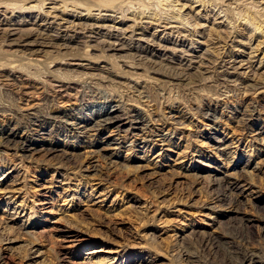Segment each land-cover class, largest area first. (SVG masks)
<instances>
[{"label": "rangeland", "instance_id": "1", "mask_svg": "<svg viewBox=\"0 0 264 264\" xmlns=\"http://www.w3.org/2000/svg\"><path fill=\"white\" fill-rule=\"evenodd\" d=\"M43 1L0 0V134L29 142L0 146V264H264V63L239 24H264V0ZM110 114L124 123L81 132Z\"/></svg>", "mask_w": 264, "mask_h": 264}, {"label": "bare ground", "instance_id": "2", "mask_svg": "<svg viewBox=\"0 0 264 264\" xmlns=\"http://www.w3.org/2000/svg\"><path fill=\"white\" fill-rule=\"evenodd\" d=\"M43 1V0H42ZM45 1V0H44ZM43 1V2H44ZM52 2H50V3H54L55 4V2L57 1H55V0H51ZM165 1H167V0H129V2H126V3H128L127 4V6H129L130 7V5H131V7H133L134 8V6H136V7H140V8H145V10H146V7H148V6H146L147 4H149V2L150 3H152V2H155V3H159V4H161V3H163V2H165ZM176 1V3L179 1V0H175ZM184 1V2H183ZM189 1H192V2H190L191 3V9L193 10V8H194V4H196V3H200V1L201 0H182V2H183V5L181 6V8L183 9V7L185 8V6L189 3ZM107 2V1H106ZM119 2L120 3H123L124 2V0L123 1H121V0H109V2L108 3H106V5H100L99 6V8H97V9H95L96 7L94 6V5H91L92 7H94V9H89V10H86V12H87V15H89V16H95L96 17V15L97 14H102L103 12H105L106 14L107 13H109L110 11H117L114 7H116L118 4H119ZM182 2H180V3H182ZM242 2V1H241ZM45 3V2H44ZM129 3H130V5H129ZM168 3L170 4V5H172L173 7H174V3L173 2H169L168 1ZM179 3V4H180ZM204 3V2H203ZM237 3V2H236ZM42 4V3H41ZM134 4V5H133ZM6 5V4H5ZM44 5V4H43ZM42 5V6H43ZM60 5V4H59ZM71 5V4H70ZM123 5V4H122ZM121 5V6H122ZM207 5V4H206ZM28 6H30V5H28ZM27 6V7H28ZM32 6V5H31ZM73 6V5H72ZM91 6H89L90 8H91ZM189 6V5H188ZM200 6H202V5H200ZM1 7V6H0ZM5 7V6H4ZM7 7V6H6ZM8 7H9V5H8ZM7 7V8H8ZM16 7V6H15ZM34 7V6H33ZM61 7V6H60ZM73 7H75L76 9L77 8H81V6L80 5H77L76 3L74 4V6ZM190 7V6H189ZM216 7V6H215ZM12 9L14 8V7H11ZM29 8V7H28ZM36 8H37V6H36ZM35 8V9H36ZM50 8L51 9H53V11H57V10H60L62 13L63 12H66V10H68L69 11V6H68V4H66V6L64 5V6H62L60 9H58L59 8V6H50ZM74 8V9H75ZM119 8V7H118ZM132 8V9H133ZM140 8H139V10H140ZM151 8V7H150ZM165 8V7H164ZM217 8V7H216ZM9 9H10V7H9ZM8 9V10H9ZM15 9V8H14ZM14 9H13V12H14ZM26 9V8H25ZM50 9V10H51ZM72 9V8H71ZM74 9H73V11H74ZM120 9H122L121 7H120ZM124 9H126V7L125 8H123L122 10H124ZM131 9V10H132ZM135 9V8H134ZM148 9V8H147ZM175 10H176V8H174ZM180 9V8H179ZM187 9V8H186ZM211 9V8H210ZM7 9H5V8H2V9H0V18H1V15L3 16V15H5V13L8 11ZM28 10V9H27ZM38 10L40 11V8L38 7ZM78 10V9H77ZM121 10V11H122ZM142 10V9H141ZM140 10V11H141ZM150 10V9H149ZM169 10V9H168ZM178 10V9H177ZM181 10V9H180ZM201 10V9H200ZM206 10V9H205ZM209 10V9H208ZM220 10V9H219ZM12 11V10H11ZM47 11V10H46ZM49 11V10H48ZM47 11V13L49 14V12H51V11H49L48 12ZM59 11V12H60ZM143 11V10H142ZM148 11V10H147ZM151 11V10H150ZM170 11V10H169ZM173 11V10H172ZM191 11V10H190ZM223 11V10H222ZM41 12V11H40ZM43 12V11H42ZM77 12V11H76ZM119 12V11H118ZM139 12V11H138ZM137 12V13H138ZM146 12V11H145ZM145 12H144V14H145ZM177 12V11H176ZM179 12V11H178ZM177 12V15H175L177 18H179V17H181L182 15L180 14V12L178 13ZM225 12V11H224ZM262 12V11H261ZM38 13V12H37ZM46 13V12H45ZM53 13V12H52ZM117 13V12H116ZM115 13V14H116ZM127 13V12H126ZM140 13H142V12H140ZM167 13V12H166ZM170 13V12H169ZM181 13H182V11H181ZM206 13V12H205ZM223 13V12H222ZM8 14V13H7ZM6 14V15H7ZM73 14V13H72ZM76 14V13H75ZM79 14L80 15H83L84 13L82 12V10H80L79 11ZM135 14V13H134ZM148 14H149V12H148ZM153 14V13H152ZM156 14V13H155ZM176 14V13H175ZM211 14V13H210ZM227 14V13H226ZM225 14V15H226ZM43 15V14H42ZM103 15V14H102ZM130 15V14H129ZM132 15V14H131ZM141 16H142V14H140ZM187 15V14H186ZM58 16V15H57ZM85 16V15H84ZM101 16V15H100ZM121 15H119V17H117L116 15H112V16H110L111 18H113L114 20V22H116V23H122L123 21H122V19H121V17H120ZM124 16V15H123ZM134 16V15H133ZM140 16V17H141ZM150 16V15H149ZM156 16V15H155ZM166 16V15H165ZM164 16V17H165ZM174 16V15H173ZM205 16V15H204ZM5 17V16H4ZM40 17V16H39ZM46 17V16H45ZM44 17V18H45ZM79 17V16H78ZM137 17V16H136ZM148 17V16H147ZM163 17V18H164ZM183 17V16H182ZM207 17V16H206ZM246 17H247V19H246ZM246 17H241L242 19H240L239 20V24H240V26H241V29L242 30H249L250 32H251V34H252V36L253 35H255L254 37L255 38H257V40H258V43H257V45L255 46V47H253L252 48V50H253V53H254V55L253 56H250V57H254V60L256 59V61L259 63L258 64V66L260 65V64H263L264 63V24H261V23H259V22H254V20H253V18H250L249 16H246ZM264 17V16H263ZM9 18V17H8ZM54 18H56V17H54ZM60 18H61V16H60ZM90 18V17H89ZM127 18V17H126ZM125 18V19H126ZM152 18H153V16H152ZM166 18V17H165ZM174 18V17H173ZM46 19V18H45ZM96 19V18H95ZM128 19V18H127ZM175 19V18H174ZM208 19V18H207ZM48 20V19H47ZM123 20H124V17H123ZM135 20H138L139 21V19H136L135 18ZM134 20V21H135ZM152 20V19H151ZM151 20H150V22H151ZM156 20V18H154L153 19V21H152V23H157V21H155ZM158 20V19H157ZM167 20V19H166ZM170 20H172V18L170 19ZM176 20V19H175ZM182 20H184V19H182ZM182 20H180L179 21V19H178V21H177V23H181L182 22ZM187 20V19H186ZM226 20H227V18H226ZM45 21V20H44ZM65 21H67V20H65ZM160 21V20H159ZM162 21V20H161ZM261 21V20H260ZM50 22V21H49ZM137 22V21H136ZM146 22V21H145ZM185 22V21H184ZM183 22V23H184ZM219 22H222L223 23V25H225L224 24V22L223 21H219ZM229 22V21H228ZM227 22V23H228ZM61 23V22H60ZM70 23V22H69ZM75 23V26L76 25H78L76 22H74ZM80 23L81 22H79V25H80ZM135 23V22H134ZM186 23V22H185ZM226 23V24H227ZM7 24V23H6ZM34 24H36V23H34ZM48 24H50V23H48ZM63 24V23H62ZM82 24V23H81ZM148 24V23H147ZM182 24V23H181ZM221 24V23H220ZM91 25V24H90ZM150 25V24H149ZM263 25V26H262ZM58 26V25H57ZM73 26H74V24H73ZM72 26V27H73ZM83 26V25H82ZM94 26V25H93ZM129 26V25H128ZM187 26V25H186ZM190 26V25H189ZM55 27V26H54ZM59 27V26H58ZM66 27H68V26H66ZM81 27V26H80ZM97 27H98V25H97ZM103 27V26H102ZM132 27V26H131ZM158 27H161L162 29H160V28H157L156 30H158L159 32H164V33H166V35L169 33V32H171V34H172V32H177L178 34H180V35H183V34H185V31H187L186 30V28H185V26H179V24H176V23H174V22H171V21H162V22H160L159 24H158ZM194 27V26H193ZM192 27V28H193ZM203 27V26H202ZM229 27H230V25H229ZM234 27V26H233ZM3 28V27H2ZM6 28H8V27H6ZM41 28V27H40ZM63 28V27H62ZM84 28V27H83ZM107 28H108V25H107ZM112 28H114V27H112ZM130 28V27H129ZM155 28V27H154ZM200 28H201V26H200ZM10 28H8V30H9ZM13 29V28H12ZM51 29V28H50ZM64 29V28H63ZM67 29V28H66ZM115 29V28H114ZM128 29V28H127ZM188 29V28H187ZM196 29V28H195ZM6 30V29H5ZM22 30V29H21ZM61 30V29H60ZM84 30V29H83ZM92 30V29H91ZM120 30V29H119ZM193 30V29H192ZM204 30V29H203ZM215 30V29H214ZM18 31V30H17ZM112 31V30H111ZM127 31V30H126ZM142 31V30H141ZM157 31V32H158ZM191 31V30H190ZM195 31V30H194ZM237 31V30H236ZM2 32H4V31H2ZM57 32V31H56ZM67 32V31H66ZM76 32H78V31H76ZM81 32H82V30H81ZM83 32H85V31H83ZM109 32V31H108ZM125 32V31H124ZM153 32V31H152ZM156 32V33H157ZM4 33H6V31L4 32ZM3 33V35L5 36V34ZM8 33H10V30H9V32ZM40 33V32H39ZM188 33V32H187ZM42 34H44V32L42 33ZM41 34V35H42ZM47 34V33H46ZM83 34V33H82ZM103 34V33H102ZM124 34V33H123ZM136 34V33H135ZM196 34V33H195ZM250 34V35H251ZM3 35H1V36H3ZM10 36H12V35H14V33H10L9 34ZM48 35V34H47ZM46 35V36H47ZM51 34H49V36H50ZM54 35V34H53ZM74 35V34H73ZM106 35V34H105ZM117 35V34H116ZM165 35V34H164ZM170 35V34H169ZM249 35V36H250ZM29 36V35H28ZM70 36V35H69ZM121 36V35H120ZM175 36V35H174ZM178 36V35H177ZM229 36H230V34H229ZM40 37V36H39ZM48 37V36H47ZM54 37H55V35H54ZM100 37V36H99ZM122 37H124V36H122ZM220 37V36H219ZM218 37V38H219ZM44 38H45V36H44ZM127 38V37H126ZM153 38V37H152ZM157 38V37H156ZM162 38V37H161ZM166 38V37H165ZM181 38V37H180ZM192 38V37H191ZM250 38V37H249ZM254 38V39H255ZM12 39V38H11ZM39 39V38H38ZM67 39H69V38H67ZM119 39V38H118ZM117 39V40H118ZM125 39V38H124ZM132 39V38H131ZM166 39H169V38H166ZM42 40V39H41ZM139 40V39H138ZM143 40V39H142ZM147 40H148V38H147ZM170 40V39H169ZM14 41V40H13ZM25 41V40H24ZM35 41V40H34ZM131 41V40H130ZM237 41V40H236ZM21 42V41H20ZM30 42V41H29ZM40 42H42V41H40ZM100 42H102V41H100ZM106 42V41H105ZM138 42V41H137ZM17 43V42H16ZM32 43H34V42H32ZM32 43L30 42V44L32 45ZM49 43V42H48ZM107 43V42H106ZM122 43V42H121ZM121 43H116V42H113V43H111L110 44V48L109 49H111V50H113V51H117V52H119V51H121V50H125L124 49V47H123V45L121 44ZM147 43V42H146ZM26 44V43H25ZM28 44V43H27ZM69 44V43H68ZM133 44V43H132ZM135 44V43H134ZM29 45V44H28ZM27 45V46H28ZM43 45V44H42ZM42 45H41V47H42ZM50 45V44H49ZM54 45V44H53ZM60 45H61V43H60ZM65 45V44H64ZM105 45V44H104ZM154 45V44H153ZM243 45V44H242ZM30 46V45H29ZM44 46V45H43ZM45 46H46V44H45ZM44 46V47H45ZM51 46V45H50ZM56 46V45H55ZM57 46H58V44H57ZM164 47V46H163ZM162 47V48H163ZM145 48V47H144ZM190 48V47H189ZM108 49V48H107ZM183 49V48H182ZM221 49V48H220ZM225 49V48H224ZM39 50V49H38ZM42 50V49H41ZM134 50V49H133ZM167 50H168V48H167ZM171 50V49H170ZM174 50V49H173ZM176 50V49H175ZM190 50V49H189ZM239 50H241V49H239ZM38 52V51H37ZM142 52V51H141ZM173 52V51H172ZM177 52V51H176ZM250 52H252V51H250ZM183 53V52H182ZM224 53V52H223ZM132 55V54H131ZM134 55V54H133ZM251 55V54H250ZM190 56V55H189ZM232 56V55H231ZM188 57V56H187ZM194 57V56H193ZM249 57V58H250ZM218 58H221V56L220 57H218ZM190 59V58H189ZM222 59V58H221ZM191 60V59H190ZM193 61V60H192ZM219 61V60H218ZM229 60H227V59H222L221 61H220V63H224L223 65H221V66H224L225 65V63L227 64V62H228ZM230 61H233V59H231ZM235 61V60H234ZM249 61V60H248ZM228 63H230V62H228ZM242 63V62H241ZM235 64L236 63H234V64H232L233 66H235ZM189 65V64H188ZM200 65V64H199ZM243 65V64H242ZM37 66V65H36ZM190 66V65H189ZM241 66V64H239V65H236L235 66V68H239ZM251 66V65H250ZM39 67V66H38ZM223 71V70H222ZM225 71V70H224ZM228 71V70H227ZM221 72V71H220ZM225 73V72H224ZM236 73H238V70H236V72H230V71H228V75H234V74H236ZM222 76V75H221ZM264 91V90H263ZM114 100V99H113ZM117 100V99H116ZM50 108V107H49ZM37 109V108H36ZM55 109L56 108H53V109H51V110H49V112H48V114H46V115H48L50 118H51V120H53L57 125H60V126H62L63 124H69V122H71V123H74L75 124V122H72V120H70V116L72 115V112H71V109L70 110H63V111H61V110H59V111H55ZM26 115H27V119L30 121V122H34L35 120H36V123H39V121H40V119H41V117L40 116H45V115H43V114H41V113H39L38 111H35V112H30V111H28L27 113H26ZM22 116H24V115H22ZM99 120H96L95 122H94V124L92 125V126H88V125H85V124H81L80 125V128L82 129V131L81 132H84V133H86V134H88L89 132H91V131H94V132H98L99 130H101V129H107V128H115V127H118L117 126V124L119 125V123L120 122H123L124 120H122V119H117V117L116 116H113L112 114H110V115H107L106 117H104V118H102V117H99L98 118ZM89 122V121H88ZM132 122V124L133 125H136L135 123H134V120L133 121H129V123H131ZM124 123V122H123ZM122 124V123H121ZM120 124V125H121ZM132 128H136L135 126L133 127L132 126ZM139 128V127H138ZM17 138H19V135H18V132H17V130L15 129V128H12V129H5L1 134H0V146L2 145H6V146H8L9 144H13V145H15L17 148H19L21 151H23V150H27L28 148H29V142L25 139V140H17ZM51 143V142H50ZM89 167V165L87 166V168ZM94 167V166H93ZM231 257L232 258H235V256L234 255H232L231 254ZM236 259V258H235ZM241 260V264H258V259H256L255 257H254V255H252V254H250L249 252L247 253V252H243L242 253V258L240 259Z\"/></svg>", "mask_w": 264, "mask_h": 264}]
</instances>
